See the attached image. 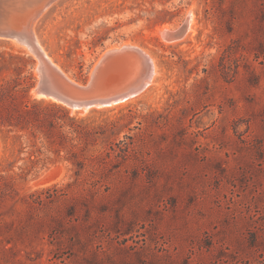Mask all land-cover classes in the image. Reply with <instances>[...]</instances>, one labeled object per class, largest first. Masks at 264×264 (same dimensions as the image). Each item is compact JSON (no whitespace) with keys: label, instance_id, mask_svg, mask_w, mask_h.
Returning a JSON list of instances; mask_svg holds the SVG:
<instances>
[{"label":"rangeland","instance_id":"obj_1","mask_svg":"<svg viewBox=\"0 0 264 264\" xmlns=\"http://www.w3.org/2000/svg\"><path fill=\"white\" fill-rule=\"evenodd\" d=\"M190 11L192 30L167 42ZM34 29L76 83L123 44L157 75L126 104L72 112L33 96L37 58L0 39V83L37 103L34 134H0L17 178L5 220L35 221L18 262L264 264V0H61Z\"/></svg>","mask_w":264,"mask_h":264},{"label":"water","instance_id":"obj_2","mask_svg":"<svg viewBox=\"0 0 264 264\" xmlns=\"http://www.w3.org/2000/svg\"><path fill=\"white\" fill-rule=\"evenodd\" d=\"M51 1L0 0V39L14 40L20 44L19 39L25 38L27 44L37 49L38 57L49 63L50 68L40 74L32 89L34 97L49 98L70 109L82 110L105 108L145 88L153 71V63L151 55L138 47L121 45L106 51L99 59L104 62L102 68H94L95 74L83 85L73 82L58 69L43 52L30 29L43 10L39 7L41 3ZM189 20L186 17L179 27L165 31V40L171 42L187 34Z\"/></svg>","mask_w":264,"mask_h":264},{"label":"trees","instance_id":"obj_3","mask_svg":"<svg viewBox=\"0 0 264 264\" xmlns=\"http://www.w3.org/2000/svg\"><path fill=\"white\" fill-rule=\"evenodd\" d=\"M16 87L10 82L0 83V134L5 140L10 138L15 141L21 140L24 136L23 132L34 134L37 127L33 120L35 111L31 107V104L35 106L37 103L30 104L29 101H26L23 106H20L21 103L17 101V96L20 93L27 98L29 87L22 88L20 93H17ZM19 151L21 152V150ZM4 162L8 163L5 165ZM14 164L15 161L9 162L4 158L0 160V264H20L17 259L18 247L32 249L35 239L32 234L35 221H27L26 226L29 227V230H25L5 220L7 212L10 211L8 202L15 200L17 196V178L16 175L9 172ZM19 176L20 179L23 178L22 175ZM34 196L35 194H31L25 197L30 207L33 206V203L29 200ZM25 257L29 261L35 260L29 253H26Z\"/></svg>","mask_w":264,"mask_h":264},{"label":"bare ground","instance_id":"obj_4","mask_svg":"<svg viewBox=\"0 0 264 264\" xmlns=\"http://www.w3.org/2000/svg\"><path fill=\"white\" fill-rule=\"evenodd\" d=\"M59 1H61V0H52L51 2H43V3H41V5L39 6L41 9H43L42 10V12H41V14H40V16L42 15V14H44V12L45 11H47L48 9H50L52 6H54L57 2H59ZM40 16H38L37 18H35V20L32 22V24H31V30H32V33L34 34V37L36 38L35 40H36V42L40 45V47L42 48V50H43V52L47 55V57H48V59L50 60V61H52L51 60V58L49 57V55L46 53V51L44 50V48H43V46L41 45V43H40V41H39V39L37 38V36H36V34H35V29H34V25H35V23H36V21L39 19V17ZM187 17H189V28H188V32L190 31V30H192V28H193V20H194V15H193V13H192V11H190L189 12V15L187 16ZM167 30H169V28L168 27H166L165 29H163L162 31H161V34H162V36H163V38H164V35H165V31H167ZM187 32V33H188ZM185 35H186V33H185ZM185 35L182 37V38H178L179 40H181V39H184V37H185ZM165 39V38H164ZM178 39H175V40H170L171 42H175V41H178ZM14 43H16L17 45H21V46H23V47H26V49L31 53V54H33L36 58H39L38 57V52H37V49L35 48V47H33V46H30L29 44H27L25 41H26V39L25 38H22V39H19V41L18 42H20V44L19 43H17V42H15L14 40H12ZM167 41V40H166ZM167 42H169V41H167ZM125 47H130V46H133V47H138V46H136V45H132V44H123ZM115 48H117V46L116 47H114L113 49H115ZM138 48H140V47H138ZM142 49V48H141ZM143 51H145L144 49H142ZM145 53H147V54H149L148 52H146L145 51ZM150 55V54H149ZM151 59H152V63H153V71H152V74H151V76H150V78L147 80V84H146V86H145V88L144 89H142L141 91H139V92H137L136 94H133V95H131V96H129V98H127V99H122V100H119L118 102H116V103H113V104H111V105H109V106H107V107H105V108H108V107H115V106H118V105H122V104H126L127 102H129V101H131V100H133V99H135V98H137V97H140L153 83H154V80H155V78H156V75H157V70H156V66H155V62H154V59L152 58V56H151ZM39 61H40V63H39V65H38V70H37V72H38V76L40 77V74L42 73V72H45L46 71V69H48V68H50V66H49V63H48V61L47 60H45V59H43V58H39L38 59ZM101 61V60H100ZM98 62L97 64H96V66H95V69L98 67H100V68H102V66L104 65V62L103 61H101V62ZM53 62V61H52ZM54 63V62H53ZM54 65H56L55 63H54ZM56 67H58L57 65H56ZM97 68V69H98ZM58 69H60L59 67H58ZM95 69H94V71H95ZM61 70V69H60ZM94 71L92 72V74H91V77L93 76V74H95L94 73ZM97 74V73H96ZM120 73H119V75H118V77H120ZM99 76H100V74H99ZM72 80V79H71ZM73 81V80H72ZM102 81V80H101ZM74 82V81H73ZM76 83V82H75ZM47 100H51V99H49V98H47ZM94 109V108H93ZM91 109H82V110H76V109H71V111L72 112H76V111H80L81 113H85V112H88V111H90Z\"/></svg>","mask_w":264,"mask_h":264}]
</instances>
